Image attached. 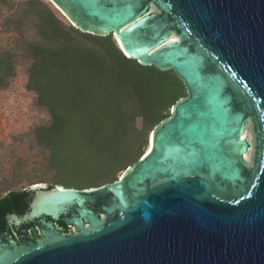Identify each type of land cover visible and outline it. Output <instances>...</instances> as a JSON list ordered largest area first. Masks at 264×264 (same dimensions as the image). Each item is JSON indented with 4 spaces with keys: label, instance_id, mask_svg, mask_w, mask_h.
Wrapping results in <instances>:
<instances>
[{
    "label": "water",
    "instance_id": "1",
    "mask_svg": "<svg viewBox=\"0 0 264 264\" xmlns=\"http://www.w3.org/2000/svg\"><path fill=\"white\" fill-rule=\"evenodd\" d=\"M50 2L185 97L116 181L3 196L0 264H264V0Z\"/></svg>",
    "mask_w": 264,
    "mask_h": 264
},
{
    "label": "trees",
    "instance_id": "2",
    "mask_svg": "<svg viewBox=\"0 0 264 264\" xmlns=\"http://www.w3.org/2000/svg\"><path fill=\"white\" fill-rule=\"evenodd\" d=\"M18 75L36 113L24 135L28 146L40 157L41 174L65 188L116 181L147 149L149 133L171 106L185 97L172 70L126 58L110 34L79 31L45 0H0V91ZM69 153L101 169L96 181L80 186L58 179L63 154ZM19 177L38 183L12 172L0 182V199L26 189H11Z\"/></svg>",
    "mask_w": 264,
    "mask_h": 264
},
{
    "label": "rangeland",
    "instance_id": "3",
    "mask_svg": "<svg viewBox=\"0 0 264 264\" xmlns=\"http://www.w3.org/2000/svg\"><path fill=\"white\" fill-rule=\"evenodd\" d=\"M45 1L51 4L67 20L50 0ZM67 22L70 23L68 20ZM22 83L23 77L18 75L7 90L0 91V182L10 177L12 172H17L38 183L29 185L30 182L27 179L24 180L19 177L20 180L11 189L29 188L35 184L39 186H49L51 184L49 187L62 186L65 188V186L57 183L52 184L51 175L41 174L40 168L43 164L40 157L36 154L35 149L28 146V141L24 135L28 127L35 121L36 113L31 105V97L24 91ZM243 126V133L239 136V139H244L248 144L247 149L242 153V157L245 168H249L251 167L253 153V133L248 119L245 120ZM145 148L143 154L147 150ZM63 156L64 166L57 169V177L60 181L80 186H87L96 181L95 178L98 172L101 171L100 168L97 169L96 165H89L84 161H75L72 153L63 154ZM121 173L117 175L116 180L119 179ZM3 193L0 192V196Z\"/></svg>",
    "mask_w": 264,
    "mask_h": 264
},
{
    "label": "flooded vegetation",
    "instance_id": "4",
    "mask_svg": "<svg viewBox=\"0 0 264 264\" xmlns=\"http://www.w3.org/2000/svg\"><path fill=\"white\" fill-rule=\"evenodd\" d=\"M244 119H245V120L248 119L249 122H250V118H249L248 116H246ZM250 124H251V122H250ZM247 147H248V144H247ZM247 147H246V149H247Z\"/></svg>",
    "mask_w": 264,
    "mask_h": 264
},
{
    "label": "bare ground",
    "instance_id": "5",
    "mask_svg": "<svg viewBox=\"0 0 264 264\" xmlns=\"http://www.w3.org/2000/svg\"><path fill=\"white\" fill-rule=\"evenodd\" d=\"M148 143H149V141H148ZM148 145H149V144H148ZM149 149H150V146H148V148H147L146 152H147V151H149ZM146 152H145V153H146Z\"/></svg>",
    "mask_w": 264,
    "mask_h": 264
}]
</instances>
